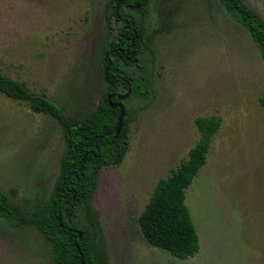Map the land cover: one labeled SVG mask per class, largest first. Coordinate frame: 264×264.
<instances>
[{"label": "rangeland", "instance_id": "374dc122", "mask_svg": "<svg viewBox=\"0 0 264 264\" xmlns=\"http://www.w3.org/2000/svg\"><path fill=\"white\" fill-rule=\"evenodd\" d=\"M264 20V0H242ZM112 0H0V73L43 95L67 118L91 115L107 91L102 50L116 41ZM137 79L121 104L128 150L96 177L88 218L96 264H264V62L221 0H149ZM124 94L126 90L118 89ZM218 117L205 165L185 191L199 251L179 260L150 246L137 222L157 182L199 139L198 117ZM66 147L53 118L0 94V193L18 221L0 218V264H55L50 243L25 220L51 196ZM21 219L22 221H19Z\"/></svg>", "mask_w": 264, "mask_h": 264}, {"label": "trees", "instance_id": "16d2710c", "mask_svg": "<svg viewBox=\"0 0 264 264\" xmlns=\"http://www.w3.org/2000/svg\"><path fill=\"white\" fill-rule=\"evenodd\" d=\"M148 1L125 0L123 6L133 8L142 14ZM221 2L249 33L264 62V20L242 0ZM112 3L114 4V0ZM114 14L113 6L112 13L105 17L108 26L110 16ZM117 20L121 21L117 29V42L103 49V53L109 52L111 48L116 49L114 61L106 73L107 80L104 79L107 91L100 97L97 108L89 116L68 120L43 95L32 93L24 83L14 81L0 73V94L25 105L32 113L55 119L63 127L66 147L61 157L58 179L49 200L25 220L36 227L50 243L55 264H81V257L84 264H96L95 235L93 233L90 235L87 229L76 230L73 225H68L65 219L71 218L77 207H82L86 216L91 218V196L96 187L98 171L102 167L120 165L128 150L130 115L126 112L120 134L114 138L118 109L109 107L107 96L118 89L131 88L132 92L137 89V79L118 66L115 60L122 62L123 66L135 60V57L130 61L125 60L123 50L128 49L130 52L131 39L134 48L138 46L142 27L141 22H136L134 18L121 13ZM129 28L135 31L138 39H134ZM106 66L107 63L104 62V67ZM111 102L119 101L112 97ZM257 102L264 109V93ZM194 124L199 133L198 141L188 151L186 159L171 170L169 176L157 182L137 219L140 232L150 246L165 251L179 260L194 256L200 248L198 235L185 205V191L205 165L212 139L220 128L221 120L213 116L198 117ZM0 218L14 223L18 221L15 210L3 193H0ZM78 231L82 233L80 239ZM74 243L77 244L80 253Z\"/></svg>", "mask_w": 264, "mask_h": 264}, {"label": "water", "instance_id": "95a60500", "mask_svg": "<svg viewBox=\"0 0 264 264\" xmlns=\"http://www.w3.org/2000/svg\"><path fill=\"white\" fill-rule=\"evenodd\" d=\"M114 1H115V12L118 13L119 8L121 7V5H123L125 0H114ZM110 66H111V62L109 61L107 63L106 68H105V80H107L106 73L109 70ZM130 93H131V90L128 89L125 94L116 95V99L119 100V101H123V100L127 99V97L130 95ZM113 96H114L113 94L108 95L107 96V102H108V105H109V107L111 109H118L117 124H116V127H115V135H114V138H117L118 135L120 134L121 129H122L123 119L125 117V109H124V107H123V105L121 103H112L111 102V98ZM78 237H79V239L82 237V233L79 232V231H78ZM74 246L77 249L78 253H80V250H79V248H78L76 243H74ZM80 259H81V264H84L83 258L81 257Z\"/></svg>", "mask_w": 264, "mask_h": 264}, {"label": "flooded vegetation", "instance_id": "af4514ba", "mask_svg": "<svg viewBox=\"0 0 264 264\" xmlns=\"http://www.w3.org/2000/svg\"><path fill=\"white\" fill-rule=\"evenodd\" d=\"M125 2V1H124ZM123 5H124V3H123ZM123 5H121V7H123ZM113 6H114V9H115V1H114V4H113ZM120 7V8H121ZM120 8H119V11H118V13H116L115 12V14L114 15H111V17H112V19L114 20V22H116V25H121V21L119 22V20H117V17L119 16V13H121L120 12ZM132 10H134V9H132ZM112 11H113V8H112ZM112 11H111V13H112ZM126 16H128L129 18H132V17H130L129 15H126ZM116 17V18H115ZM132 24H133V22H132ZM130 29V31L132 32V34H133V36H134V39H138V37H137V34L135 33V31L133 30V29H131V28H129ZM143 28H141V37H142V30ZM130 41V45H131V50H130V52L128 51V49H124L123 50V54H124V59L125 60H127V61H130L132 58H134L135 57V60L132 62V63H130L129 65H132V64H134L135 62H136V58H137V50H138V46L136 47V48H134V46H133V39H131V40H129ZM117 42V40L113 43V44H111L112 46L115 44ZM116 49H114V48H111L110 50H109V52H107V53H103V58H102V61H103V65H104V62H106V63H108L109 61L112 63V61H114V58H113V55H114V51H115ZM102 52H103V50H102ZM128 54H130L129 56H128ZM107 56V57H106ZM115 62H116V64H117V60H115ZM104 68H106V67H104ZM104 74H105V69H104ZM104 79H105V76H104ZM128 89H130L131 90V88H128ZM127 89V90H128ZM127 90H126V92H127ZM132 92V91H131ZM111 94H113L114 96L113 97H115L116 98V95H119V94H121V93H117V92H114V93H111ZM110 94V95H111ZM125 94V93H124ZM131 94V93H130ZM130 96V95H129ZM128 96V97H129ZM127 97V98H128ZM112 99V98H111ZM119 101V100H118ZM122 101H119V102H117V103H121Z\"/></svg>", "mask_w": 264, "mask_h": 264}]
</instances>
